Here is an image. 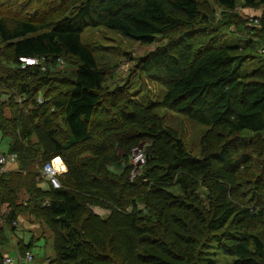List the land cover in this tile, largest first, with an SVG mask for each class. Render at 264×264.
<instances>
[{"label": "trees", "instance_id": "16d2710c", "mask_svg": "<svg viewBox=\"0 0 264 264\" xmlns=\"http://www.w3.org/2000/svg\"><path fill=\"white\" fill-rule=\"evenodd\" d=\"M241 8L263 13L264 0H0V151L18 163L0 173V264L23 211L51 233L48 264H264V21ZM98 27L167 39L137 60L157 100L104 88L81 41ZM58 58L74 61L69 76L50 68ZM161 109L205 128L199 155ZM54 157L58 188L38 178Z\"/></svg>", "mask_w": 264, "mask_h": 264}, {"label": "rangeland", "instance_id": "374dc122", "mask_svg": "<svg viewBox=\"0 0 264 264\" xmlns=\"http://www.w3.org/2000/svg\"><path fill=\"white\" fill-rule=\"evenodd\" d=\"M240 10H238V13L243 16H253L261 13V9L252 10L241 8ZM166 40L165 38H159L156 39L154 43L142 45L101 27L86 28L81 34L82 43L94 52L98 67L104 70L106 77L104 88L112 90L116 86L127 85L128 91L131 92L130 97H134L135 99L149 98L150 100H157L159 98L162 92L161 86L139 72L137 60L155 49L158 45L164 44ZM74 66V61L61 59L52 67L50 66V68H52L58 76H69ZM2 99L3 97H0V101ZM5 113L7 114V110ZM161 114L164 115V123L178 131L187 149L192 154L199 155L200 149L202 148L201 140L205 134V128L196 125L179 114L166 111L165 109H161ZM262 136L264 139V132ZM7 141L8 139L6 137L0 139V150L6 151ZM141 147L142 143L136 145L130 151L131 156L129 162L133 165V170L129 175V179L135 176L138 166L142 163L140 159H137V161L135 159L139 154H142L141 152L143 151ZM17 164L14 162H7L4 167H6V169L18 168ZM112 166L117 171L122 168L121 162H115ZM38 178H41L40 174ZM41 185L44 187L43 183ZM172 191L176 193L178 189L173 188ZM15 204H21L22 206L29 205L28 196L23 188L19 189ZM95 210L100 212L98 209ZM17 215L15 231L10 233V237H8L5 245L1 248L4 256H8L12 259V263L10 264H48L53 256L51 233L40 220L34 218V216L27 211L18 212ZM31 241V246L27 251L33 256L32 261H18V254L15 250V246L17 244L26 246ZM219 258V264H231V258Z\"/></svg>", "mask_w": 264, "mask_h": 264}, {"label": "built area", "instance_id": "2783aa9c", "mask_svg": "<svg viewBox=\"0 0 264 264\" xmlns=\"http://www.w3.org/2000/svg\"><path fill=\"white\" fill-rule=\"evenodd\" d=\"M262 20L264 21V12L260 13L258 15H253L249 17V25L251 26H260ZM261 52L264 53V48L261 49ZM19 60L22 62L21 67H25L29 64H36L38 62L37 58H19ZM61 59L58 58L57 61H60ZM21 98L17 97V101H20ZM40 100V99H38ZM137 159H140V162H143L142 154H139ZM16 160L15 153L10 154H3V152L0 151V173L4 172L5 170V164L7 162H14ZM66 171V167L64 162L60 157H54L49 162L45 163L42 168L40 169V177L46 181H48L52 187L58 188L60 186L58 176ZM15 224V222H13ZM18 254V253H17ZM33 256L29 251H26L23 255L18 254V261H25L30 262L32 261ZM12 263V259L8 256L4 257L3 264H10Z\"/></svg>", "mask_w": 264, "mask_h": 264}, {"label": "crops", "instance_id": "0c3cea01", "mask_svg": "<svg viewBox=\"0 0 264 264\" xmlns=\"http://www.w3.org/2000/svg\"><path fill=\"white\" fill-rule=\"evenodd\" d=\"M2 151V150H1Z\"/></svg>", "mask_w": 264, "mask_h": 264}]
</instances>
